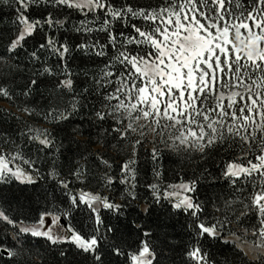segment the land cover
<instances>
[{"label":"snow or ice","instance_id":"snow-or-ice-1","mask_svg":"<svg viewBox=\"0 0 264 264\" xmlns=\"http://www.w3.org/2000/svg\"><path fill=\"white\" fill-rule=\"evenodd\" d=\"M0 23V100L11 106L0 109V184L35 183L40 164L50 181L38 207L0 199V264H175V245L161 246L140 222L157 208L185 217L181 264H264V0H0ZM74 50L98 62L82 82L69 66ZM81 111L65 133L77 146L67 163L63 140L23 119L59 127ZM157 145L204 163L215 154L217 175L204 167L162 185ZM142 154L154 162L143 207ZM218 178L240 195L201 199V180ZM28 237L43 238V251ZM208 240L232 258L210 259Z\"/></svg>","mask_w":264,"mask_h":264},{"label":"trees","instance_id":"trees-1","mask_svg":"<svg viewBox=\"0 0 264 264\" xmlns=\"http://www.w3.org/2000/svg\"><path fill=\"white\" fill-rule=\"evenodd\" d=\"M139 2L146 3L148 0H139ZM153 2H155V0H153ZM2 11L5 15V19L7 20L8 16L10 15L9 10L7 8H3ZM3 27L4 24L0 23V28ZM69 42H77V34L70 33ZM31 43L32 42L29 41V44ZM7 55L8 54L5 52L4 42L0 40V56ZM72 55L75 59L69 63L70 68L74 74L79 73V76L77 77L78 82L85 81L86 77L83 75L82 70L88 69L91 71L96 69L98 62L97 64H94L87 62L86 59H81L83 54L75 50L73 51ZM17 58L22 67L21 70L15 71V83L17 86L22 87L27 79L29 68L26 64L27 57L24 52L21 51ZM51 62H55L54 57L52 58ZM4 71H6V69L0 68V72ZM80 86L82 87L83 85L80 84ZM37 100H39V97H37ZM1 102L6 101L0 100V109H3L5 107L1 105ZM87 115L88 113L86 111H81L79 114L72 117L70 124L62 123L59 125V127L51 123H45L38 116H33L30 118L39 125L45 124L46 127L53 133V135L56 136L58 145L63 140V146L60 147L59 163H67L66 158L74 156V153L77 151V146L75 144H69L68 141L64 139L65 133L67 131H71L72 128L80 124L81 118L86 117ZM20 127H23V123H21ZM83 138V136L75 137L77 140H82ZM17 143H23L25 146H27L26 149H29L31 154L35 152V146L28 144L26 140L22 142L21 140L17 139ZM87 147H89L87 144L80 145V150H83ZM158 149L161 154L156 163L160 167L162 173L160 178L162 185L167 183H175L181 176L186 179L193 177L194 175L198 176L203 171L204 167H207L213 171L214 176L217 175L218 170L216 169L215 163L213 161L219 162L220 157L216 156L215 154H213L207 163H204L199 161L195 156L189 157L186 154H179L167 148ZM41 159L50 163V158L46 153L42 155ZM118 159L119 158H117V160ZM153 164L154 162L151 160L150 156L143 154L140 156L138 161L139 184L136 189L140 205L144 204L146 200L151 202V193L150 190L146 189L145 183L153 182ZM39 167L40 177L35 178V183L33 184L19 183L15 180H12L7 184H0V199L7 198L12 200L13 203H15L17 200L20 202L31 201L33 206L36 207L42 205L44 202L45 192L48 189L50 181L46 179V167L43 164H40ZM115 169L116 162L113 163V170L115 171ZM209 184H211L210 187ZM242 191L246 192L247 189H242ZM212 193L240 195V193H236L223 179L218 178L215 181L201 180L199 185V195L201 196V199H203L204 196L210 195ZM165 208H167L166 204ZM140 222L143 223L145 227L152 230V239L161 246H163L165 242H170L175 245V250L171 254V259L175 261V264H181L182 257L180 242L182 239H185L183 236V233L186 231L185 217L180 213L168 215L157 208L156 212L151 217L143 218ZM232 227L237 228L238 226L234 223ZM135 238L136 236L133 235L132 239ZM27 240L28 243L33 246L34 251H43L41 248V245H44L43 238L28 237ZM204 246L210 254V259H222L225 254H227L230 259L232 258L230 246L224 245L220 240L205 241ZM65 247H67V245H65ZM48 259L52 260L53 257L49 256Z\"/></svg>","mask_w":264,"mask_h":264},{"label":"rangeland","instance_id":"rangeland-1","mask_svg":"<svg viewBox=\"0 0 264 264\" xmlns=\"http://www.w3.org/2000/svg\"><path fill=\"white\" fill-rule=\"evenodd\" d=\"M1 105L4 106L5 108H11V106H10L9 104H7L6 102H1ZM12 110H15V109L12 108ZM23 119H24V120H27V122H28L29 124H31L32 126H34V127H37V126H39V127H46L45 124H41V125L37 124V123H36L35 121H33L30 117H24ZM24 146H25V145H24ZM147 147H148V148H151L152 145L149 144V145H147ZM157 147H158V148H166V147H164V145H157ZM26 148H27V146H25V151H26V152H29V154H31V153H30L31 151H29V149L27 150ZM167 149H168V148H167ZM143 206H144V204H141V207H143ZM227 238H228V239H231L230 236L227 237Z\"/></svg>","mask_w":264,"mask_h":264}]
</instances>
